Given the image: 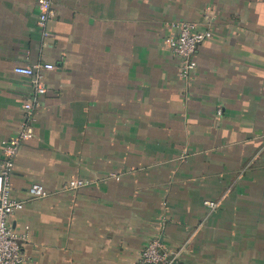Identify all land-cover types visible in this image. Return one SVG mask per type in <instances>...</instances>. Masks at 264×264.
<instances>
[{
	"label": "crops",
	"instance_id": "crops-1",
	"mask_svg": "<svg viewBox=\"0 0 264 264\" xmlns=\"http://www.w3.org/2000/svg\"><path fill=\"white\" fill-rule=\"evenodd\" d=\"M53 1L45 38L40 0H0V157L34 96L15 67L60 66L11 174L25 264H137L154 238L178 264H264V0ZM185 19L213 31L189 84L165 41Z\"/></svg>",
	"mask_w": 264,
	"mask_h": 264
},
{
	"label": "built area",
	"instance_id": "built-area-1",
	"mask_svg": "<svg viewBox=\"0 0 264 264\" xmlns=\"http://www.w3.org/2000/svg\"><path fill=\"white\" fill-rule=\"evenodd\" d=\"M38 25L43 37L54 38L56 34L48 28L49 20L55 15L53 0H40ZM210 20L199 23L193 20H179L172 23L175 31L165 37L166 43L181 59L179 75L186 84L190 83L193 71L198 62L195 53L198 46L213 35L209 24ZM205 28H201V25ZM60 66L51 62H36L18 64L15 70L30 77L34 96L25 104L26 121L19 133L5 146V155L0 157V264H25L26 257L22 251V244L29 240L30 231H18L11 224V219L24 206L27 199L14 197L16 188L12 185L11 174L14 169L15 156L20 143L34 135L32 121L35 119V109L40 105V97L46 93L45 72L58 69ZM221 113V109L218 111ZM87 181L82 178L69 180L65 189H77ZM45 186L40 182H32L28 189V199L40 198L48 195ZM205 204L212 210L217 208L219 201L207 200ZM180 250L165 245L159 238L152 239L142 250L137 264H178Z\"/></svg>",
	"mask_w": 264,
	"mask_h": 264
},
{
	"label": "rangeland",
	"instance_id": "rangeland-1",
	"mask_svg": "<svg viewBox=\"0 0 264 264\" xmlns=\"http://www.w3.org/2000/svg\"><path fill=\"white\" fill-rule=\"evenodd\" d=\"M75 179V178H74Z\"/></svg>",
	"mask_w": 264,
	"mask_h": 264
}]
</instances>
